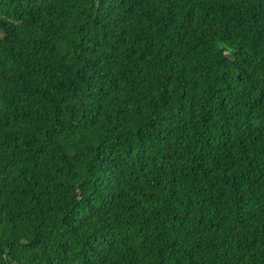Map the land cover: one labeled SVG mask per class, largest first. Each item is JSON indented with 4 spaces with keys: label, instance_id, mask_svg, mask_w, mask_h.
I'll return each mask as SVG.
<instances>
[{
    "label": "trees",
    "instance_id": "trees-1",
    "mask_svg": "<svg viewBox=\"0 0 264 264\" xmlns=\"http://www.w3.org/2000/svg\"><path fill=\"white\" fill-rule=\"evenodd\" d=\"M0 264H264V0H0Z\"/></svg>",
    "mask_w": 264,
    "mask_h": 264
}]
</instances>
